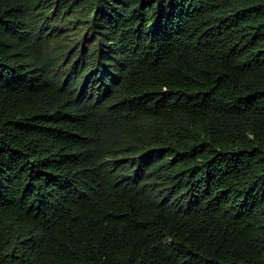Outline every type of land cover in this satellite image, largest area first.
I'll use <instances>...</instances> for the list:
<instances>
[{
    "label": "trees",
    "instance_id": "16d2710c",
    "mask_svg": "<svg viewBox=\"0 0 264 264\" xmlns=\"http://www.w3.org/2000/svg\"><path fill=\"white\" fill-rule=\"evenodd\" d=\"M0 264H264V0H0Z\"/></svg>",
    "mask_w": 264,
    "mask_h": 264
}]
</instances>
